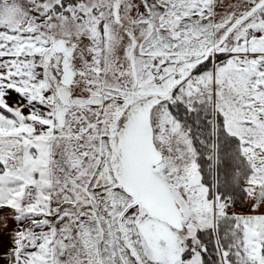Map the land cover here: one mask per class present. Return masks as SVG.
Instances as JSON below:
<instances>
[{"label": "snow or ice", "instance_id": "6c2138e0", "mask_svg": "<svg viewBox=\"0 0 264 264\" xmlns=\"http://www.w3.org/2000/svg\"><path fill=\"white\" fill-rule=\"evenodd\" d=\"M0 264H264V0H0Z\"/></svg>", "mask_w": 264, "mask_h": 264}]
</instances>
